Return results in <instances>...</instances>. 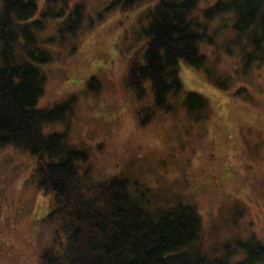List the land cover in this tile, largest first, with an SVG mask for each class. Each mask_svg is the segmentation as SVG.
Here are the masks:
<instances>
[{
	"label": "rangeland",
	"instance_id": "obj_1",
	"mask_svg": "<svg viewBox=\"0 0 264 264\" xmlns=\"http://www.w3.org/2000/svg\"><path fill=\"white\" fill-rule=\"evenodd\" d=\"M35 1L39 12L45 0ZM154 1L132 8L117 0H67L66 11L79 5L80 23L62 44L53 41V59L39 64L45 81L36 107L69 98V108L44 131L63 132L66 142L83 151L78 167L86 179L134 176L163 201H193L207 257L250 236L264 241V58L242 63L230 43L232 19L218 17L206 28L212 43L202 40L200 50L204 66L225 87L209 81L201 68L178 62L182 88L167 96L169 108L154 105L147 80L145 95L135 99L125 86L126 66L133 56L143 61V28ZM213 1L198 0L192 13L199 16ZM61 20L48 19L41 38ZM92 75L96 84L89 87ZM187 91L204 97L207 108L188 113L182 103ZM35 164L27 152L0 146V264H38L37 246L50 229L41 222L50 195L29 179ZM242 252L237 248L230 259Z\"/></svg>",
	"mask_w": 264,
	"mask_h": 264
},
{
	"label": "trees",
	"instance_id": "obj_2",
	"mask_svg": "<svg viewBox=\"0 0 264 264\" xmlns=\"http://www.w3.org/2000/svg\"><path fill=\"white\" fill-rule=\"evenodd\" d=\"M146 1L117 0L132 8ZM56 2L45 0L38 12L35 0H0V146L31 155L37 165L29 179L50 195V209L41 218L50 229L37 246L38 264H264V241L253 236L225 246L220 256L201 254V217L193 201H163L134 176L86 179L78 167L83 151L66 142L63 132L44 131L46 124L63 120L70 99L36 107L45 81L39 64L49 63L56 53L52 42L62 44L80 23L79 5L66 11L67 0H60L57 9ZM197 2L154 1L143 28V61L133 56L126 66L125 86L135 99L145 95L147 80L154 105L169 108L167 96L182 88L178 62L201 68L209 81L225 87L227 82L204 66L200 50L202 40L212 43L206 28L218 17L232 19L230 43L242 63L264 58V0H214L198 9L199 16L192 13ZM57 15L62 16L60 24L41 38L47 20ZM95 84L92 75L87 86ZM182 103L190 114L207 108L205 98L194 91L185 92ZM237 248L242 256L231 260Z\"/></svg>",
	"mask_w": 264,
	"mask_h": 264
}]
</instances>
